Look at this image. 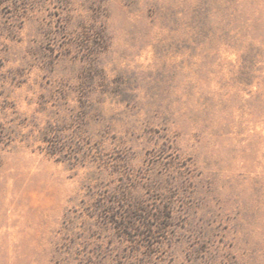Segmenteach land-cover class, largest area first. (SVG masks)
<instances>
[{
	"label": "rangeland",
	"instance_id": "rangeland-1",
	"mask_svg": "<svg viewBox=\"0 0 264 264\" xmlns=\"http://www.w3.org/2000/svg\"><path fill=\"white\" fill-rule=\"evenodd\" d=\"M0 264H264V0H0Z\"/></svg>",
	"mask_w": 264,
	"mask_h": 264
}]
</instances>
